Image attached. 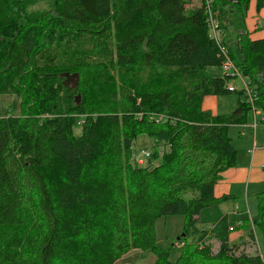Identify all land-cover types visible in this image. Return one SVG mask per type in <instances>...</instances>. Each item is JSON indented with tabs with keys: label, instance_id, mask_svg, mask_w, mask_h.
I'll return each instance as SVG.
<instances>
[{
	"label": "trees",
	"instance_id": "16d2710c",
	"mask_svg": "<svg viewBox=\"0 0 264 264\" xmlns=\"http://www.w3.org/2000/svg\"><path fill=\"white\" fill-rule=\"evenodd\" d=\"M37 1L0 0V95L24 105L0 114V264H114L133 249L154 252L153 264H264L230 256L227 215L210 228L198 218L230 198L214 187L236 162L229 127L251 109L228 75L206 68L231 59L264 115V38L246 33L248 0H210L215 34L206 0H45L36 22L27 9ZM63 71L79 73L80 103ZM36 75L57 80L42 88ZM234 92L231 112L202 108L205 96ZM141 134L154 141L144 164L134 161ZM170 214L185 221L175 260L155 239L156 219Z\"/></svg>",
	"mask_w": 264,
	"mask_h": 264
},
{
	"label": "rangeland",
	"instance_id": "374dc122",
	"mask_svg": "<svg viewBox=\"0 0 264 264\" xmlns=\"http://www.w3.org/2000/svg\"><path fill=\"white\" fill-rule=\"evenodd\" d=\"M199 4H200L199 0H192L187 3L186 7L192 8ZM46 7H47V2L45 0H39L35 4L30 6L29 9H27V13H33V14L37 13L36 14L37 19L35 20L37 22L42 11L46 10ZM210 11L212 12L211 5H210ZM238 32L239 30L235 31L234 33H238ZM0 40H1V36H0ZM206 71L211 76L219 77L224 74L221 68V65L208 66L206 68ZM63 72L59 73V77L61 78L62 85H64L63 81H65L66 79V77H62ZM33 80L34 82L40 84L42 88L43 87L47 88L51 86L50 84L56 82L57 79L53 77H45L43 75L41 76L36 75ZM116 81L117 83H120L119 78L114 74L113 82L115 83ZM231 81L237 87H240L241 85L240 78L238 77L232 78ZM72 90H75L73 93L74 99L76 97L75 99L76 102L80 103L81 97L77 93V87L73 88ZM237 95L238 94L234 92V93H226V94L217 96L219 114L229 113L236 107L237 102H238ZM244 97L245 95H243V99ZM20 103H21V96L16 95L14 93H10L9 91H6V93H3L0 95V114L3 116L23 115L24 105H22L21 107ZM43 116H49V115L44 114ZM248 117L252 121V111L251 110L248 112ZM259 117L260 116L257 115L258 119ZM160 120L161 119L159 117V121ZM232 129L233 131H230L231 136L236 135L235 129L237 128H232ZM75 132L76 133L80 132L79 126L76 127ZM250 132H254L253 129L245 128V134L249 135ZM255 132L259 136H264V128L260 125V123H258L257 130H255ZM259 140L264 141V139H259ZM259 140H258V143H260ZM235 143H237V138L235 140ZM153 144H154V141L147 134L139 135V137H137L135 141L136 150L134 154V161H136L138 164H144L147 160L146 156L145 158L142 156H140L139 158V153L141 151L142 152L149 151L150 153L151 151L153 152L154 149L151 148ZM237 147H238V144H237ZM158 151H159V154L161 155L162 153L161 147H158ZM159 160L160 159L158 156L154 164H157ZM260 189H263L262 191H264V184L261 186ZM262 203H264V200ZM222 213H228V220H229L231 229H233L234 226L238 224V222H242V221H244L242 222V224L244 225V229L246 228L243 236L235 237L232 235L230 239V247L228 250L230 256L245 255L249 257L250 256L252 257L260 256V258H262V256H264V214H263V226L259 225L258 223H256L254 226L252 225L253 220L259 216L258 199H254V201H252L250 206H246V203L245 202L242 203L239 199L232 198L227 201L221 202V204L219 203V205L216 204L213 207L204 208L201 210V213L198 217L200 224L204 228H210L212 223L216 221ZM247 227L252 229L251 232L254 233V237L250 236V233L247 230L248 229ZM154 229H155L156 245L162 249L169 248L170 249L169 258L171 260H175L179 251L183 247V241L179 239H180V236L185 235L184 216L177 215V214L160 216L155 221ZM206 242L207 244H209L211 248L212 255L216 256L220 252V243L217 237L212 232H210ZM155 259H156V255L151 250L133 249V250H130L125 255H123L114 264H153Z\"/></svg>",
	"mask_w": 264,
	"mask_h": 264
},
{
	"label": "crops",
	"instance_id": "0c3cea01",
	"mask_svg": "<svg viewBox=\"0 0 264 264\" xmlns=\"http://www.w3.org/2000/svg\"><path fill=\"white\" fill-rule=\"evenodd\" d=\"M231 1L236 2L237 0ZM243 17L248 37L252 40L263 39L264 6L257 8L256 0H248ZM230 83H232V81H230ZM202 108L209 110L213 115L218 114L217 96H205L202 100ZM258 123L264 128L260 119L257 118V115L254 116L252 112V121L248 117V122L233 124L229 127V135L236 148V162L235 165L227 168L221 173V177L214 187L215 196L228 195L230 196L229 199L236 198L242 203L245 202L246 206H250L254 199H258L259 203V198L264 195L263 189H260L264 184V141L259 140L264 139V136H259L255 132ZM252 124L256 125L255 128L252 127ZM232 128H237L235 129L236 135L231 136L230 131H233ZM245 128L253 129L254 132H250V134L247 135L245 134ZM236 138L237 143H235ZM258 140L260 143H258ZM222 215H227L228 217V213H222L220 216ZM242 222H238V224L234 226L229 234L230 239L232 235L235 237L244 235L246 228L244 229Z\"/></svg>",
	"mask_w": 264,
	"mask_h": 264
},
{
	"label": "built area",
	"instance_id": "2783aa9c",
	"mask_svg": "<svg viewBox=\"0 0 264 264\" xmlns=\"http://www.w3.org/2000/svg\"><path fill=\"white\" fill-rule=\"evenodd\" d=\"M206 4H207V9H208L207 11L209 13V17H208L209 27L211 29V33L215 34L217 23L211 16L212 12L210 11V0H206ZM221 68L223 72L230 77V81L232 80V78H236V77L240 78V81H241L240 87H237L234 83H230L229 81L228 86H227L228 90L229 91H241L243 95H245L244 99L250 103L251 110L254 116L260 115L259 119L260 121H263L264 115L261 113L260 109H258L256 105L254 104L257 97L252 90L250 79L242 74L241 70L231 59L224 60L223 63L221 64ZM255 126H256L255 124H252L253 128H255ZM140 156L145 158V156L146 157L149 156V152L141 151L139 153V158Z\"/></svg>",
	"mask_w": 264,
	"mask_h": 264
},
{
	"label": "water",
	"instance_id": "95a60500",
	"mask_svg": "<svg viewBox=\"0 0 264 264\" xmlns=\"http://www.w3.org/2000/svg\"><path fill=\"white\" fill-rule=\"evenodd\" d=\"M62 77H66L63 84L69 89H73L78 85L79 74L77 72H63Z\"/></svg>",
	"mask_w": 264,
	"mask_h": 264
}]
</instances>
